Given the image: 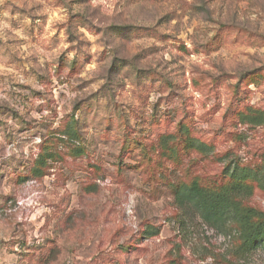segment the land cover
<instances>
[{"label": "clouds", "instance_id": "obj_1", "mask_svg": "<svg viewBox=\"0 0 264 264\" xmlns=\"http://www.w3.org/2000/svg\"><path fill=\"white\" fill-rule=\"evenodd\" d=\"M4 3L5 0H0V4ZM120 12H123L120 22H143L128 9H119L117 14ZM3 14L10 16L11 5ZM245 18L241 15L240 21ZM98 22L91 21L93 24ZM176 23L175 19L171 20L172 25ZM182 23L187 27L186 18ZM79 31L83 32L84 29L80 28ZM158 31H164V28ZM19 35V32L15 33V36ZM185 35V32H180L181 38ZM214 35V31H209L200 39H210ZM234 38L233 33L226 31L222 34L220 47ZM129 42L146 46L142 34L131 28L114 30L106 40H101V44L108 48L102 65L106 72L108 65L115 61L107 78V87L106 78H100L85 90L77 89L79 79L76 76H72L67 83L56 84L49 97L53 103L40 111L33 109L29 114H25L23 109L18 110L24 120L29 122V127L22 132L19 130L23 125L17 118L11 114H0V224L4 225L3 230H0V264H58L51 257L41 260L38 255L53 244L63 246L67 241V233L60 235L57 232L52 240L46 242L45 237L53 236L52 224L55 221L43 232L41 228L45 218L57 212L55 207L48 205L67 195L70 200H66L63 206L65 217L74 208L83 211L89 199L83 195L85 188L94 190L105 206H114L113 217L124 225L118 243H125L133 233L146 227L142 224L145 219L155 226L152 231L131 240L136 248H149L150 255L138 256L133 251L129 264H147L152 257L157 258L158 264L161 254L168 250L169 237L174 238L173 243L180 250L178 255L183 257V264H264V223L258 220V217L264 218V160L259 157L253 159L251 154L256 144L251 139L254 133L249 134L247 146L243 142L235 144L231 138L225 143L221 135L217 138L218 143L213 142L214 147L203 149L208 152L209 158L232 149L215 165L217 170L227 167L224 176L219 181L206 183L200 189L207 198L220 197L221 207L217 213L220 219L206 221L205 217L211 213L190 185V181L196 178V170L193 169L191 175L186 174L197 149L202 148L201 141L213 134L212 129L220 121L222 108H216L204 119L200 118L199 113L202 108L211 109L225 103L224 81H218L216 90L210 91L211 86L205 80L201 86L203 95L197 93V101L185 103L191 95L190 89H177L175 94L163 100L162 97L167 96L169 91L163 80L141 75L142 104L130 108L126 96L135 91L133 85L136 83L137 70L145 63L152 62V58L145 61L139 57L128 61ZM171 44L169 41L168 50L156 58L161 63L159 70L168 65V71L171 72L173 68H178V63L187 62L186 57L177 64H169L170 60L176 58ZM208 51L211 60H216L220 55L214 49ZM260 51L264 53V48ZM74 55L70 53L69 58ZM77 71H80V66ZM67 72L68 69L65 70V76ZM177 75L173 73V77ZM262 77L264 72L256 79L249 76L241 79L237 102L226 118V130H231L234 122L237 131L246 127L240 125V111L245 105L264 108V105L256 102V97L264 91V85L256 87ZM20 83L28 81L21 79ZM232 83L233 79L227 80L228 85ZM101 88L103 91L98 95L82 99ZM78 100L80 102L73 112V104ZM35 103L47 104L43 100ZM185 111L196 115L184 119L181 131L190 129L191 138L178 144L179 133L175 131V125L184 117ZM69 113L71 115L68 118L74 120L79 128L78 136L55 132L67 123L65 116ZM125 121L127 143L121 154ZM148 123L153 124V128L140 131ZM260 130L264 132V127ZM160 136L167 137L169 145L178 146L159 154V141L155 138ZM153 143L157 144L155 152ZM144 144H147V150L142 147ZM238 195L249 199L255 205V211L242 213L235 204ZM225 202L228 207L224 206ZM169 216L172 219L168 220ZM9 220L19 224L14 233L7 226ZM160 225L163 227L160 228ZM114 226L110 222L105 227L111 229ZM115 246L114 243L109 247L110 254L117 255L112 253ZM205 247L207 252L204 251ZM173 254L177 255L175 252ZM66 258L73 260L74 264V260L80 257L77 254L74 259Z\"/></svg>", "mask_w": 264, "mask_h": 264}, {"label": "rangeland", "instance_id": "obj_2", "mask_svg": "<svg viewBox=\"0 0 264 264\" xmlns=\"http://www.w3.org/2000/svg\"><path fill=\"white\" fill-rule=\"evenodd\" d=\"M10 5V16H4V11ZM119 9L130 10L133 16L143 22H120L123 12L118 15ZM241 15L246 17L243 21H240ZM185 18L187 27L182 23ZM173 19L177 21L175 25L171 24ZM92 20L99 22L93 24ZM80 28L84 31L80 32ZM129 28L142 34L146 46L129 42L127 60L143 57L148 61L151 57L152 62L145 63L137 70L136 83L133 85L135 91L130 96H126L128 107L142 104L141 75H151L163 80L169 89L168 95L162 97L163 100L175 94L177 89L182 91L190 89L191 95L187 97L185 103L197 101V93L203 95L201 86L205 80L207 85L211 86L210 91L216 90L218 81H224L225 103L215 105L211 109L202 108L199 113L200 118L204 119L218 107L223 110L217 127L212 129L213 134L201 141L202 148L197 149L190 167L186 170V174L189 175L192 174L193 169L196 170V178L190 181V185L196 181L203 188L206 183L219 181L224 176L227 167L217 170L215 165L221 162L224 156L229 155L232 149L216 153L211 158L208 152L203 150L204 147H214L213 142L218 143L217 138L221 135L225 143L231 138L233 143L243 142L247 146L249 134L254 133L251 139L255 140L256 144L251 154L253 159L259 157L264 160V132L260 130L264 127V108L245 105L240 111V125L246 127L237 131L234 122L231 130H226L228 123L226 118L237 102L241 79L245 76L256 79L264 72V53L260 51L264 48L262 0H15L14 4L12 0H5L4 4H0V114H11L17 118L23 125L19 130L22 132L29 127V122L24 120L18 110L23 109L25 114H29L33 109L40 111L53 103L49 97L56 84L67 83L72 76H76L79 79L77 89L85 90L100 78H106L105 87H107V78L110 77L115 61L108 65L106 72L102 65L108 48L101 44V40H106L114 30ZM161 28H164V31H158ZM181 31L186 33L183 38L180 36ZM209 31H214L215 35L210 39L201 40L200 37L206 36ZM226 31L233 33L235 38L220 47L222 34ZM17 32L20 33L19 36H15ZM152 33L155 35H151ZM169 41L172 42V51L176 53V58L170 60L169 64H177L188 58L187 62L178 63V68H173L171 72L168 71V65H165L163 70H159L161 63L156 59L161 52L168 50ZM208 49L220 53L216 60L209 59L211 53ZM70 53H75L71 59ZM243 65L247 66L243 67ZM78 66L80 71H77ZM66 69H68L67 76L64 75ZM173 73L178 75L173 77ZM21 79L28 83H20ZM228 79H233L234 83L228 85ZM261 85H264V77L256 83V87L260 88ZM100 91H103V88L82 99H89L92 95H98ZM249 98H251V89H249ZM37 100L46 101L47 104L37 105L35 103ZM79 102L78 100L73 104V112ZM256 102L264 105V91L256 97ZM70 115L69 113L65 116L67 123L63 128L56 129L55 132L69 136L79 135L76 122L68 118ZM189 115L194 116L196 113L185 111L184 117L175 125V131L179 133L178 144L191 138L190 129L181 131V125ZM123 128L125 136L121 144V154L124 144L127 143L126 121L123 123ZM152 128L153 124L148 123L142 126L140 131ZM155 140L159 141V154L167 153L170 147L178 146V144L169 145L165 136L156 137ZM142 147L147 150L148 146L144 144ZM156 148L157 144L153 143L154 152ZM205 161L207 163H204ZM254 194L258 193L254 192ZM83 195L89 198L84 210L74 208L66 217L63 206L70 197L66 195L48 205L55 207L57 212L51 217H46L41 228L43 232L53 220L55 221L52 224L53 236L45 237L46 242L52 240L57 232L60 235L67 233V241L63 246L53 244L40 251L38 255L41 260L51 257L52 260L58 261V264H73V260L66 257L74 259L78 254L80 258L75 259L74 264H113L114 261L115 264H129L133 251L138 256L150 255L149 248H136L131 244V240L136 236L154 229L155 226L149 219L142 222L146 227H141L137 233H133L128 241L123 244L118 243L124 232V225L113 217L114 206L108 207L102 204L94 190L85 188ZM235 199L243 207L255 210V205L243 195H238ZM164 211L167 212V209ZM167 219L170 220L172 217L169 216ZM110 222L115 225L111 229L105 227ZM7 226L14 233L19 224L9 220ZM3 227L4 225L0 224V230H3ZM159 227L162 228L163 225ZM173 240V237L167 239L168 250L161 254L158 264H183V257L178 255L180 250ZM114 243L116 246L112 249V253L117 255L108 251ZM207 250L205 247L204 251ZM174 252L177 255H174ZM147 264H157V258L152 257Z\"/></svg>", "mask_w": 264, "mask_h": 264}, {"label": "trees", "instance_id": "obj_3", "mask_svg": "<svg viewBox=\"0 0 264 264\" xmlns=\"http://www.w3.org/2000/svg\"><path fill=\"white\" fill-rule=\"evenodd\" d=\"M191 186L194 188V190L196 191V194L199 195L204 203V206L206 207V209L209 210V212L211 213L208 217H205L208 220H218L221 217L217 214L218 213V209L221 207V201H220V197H214V198H207L201 191L200 189H202V187H200V185L194 181ZM235 204L239 206V210L246 214L247 212H251V211H255L254 209H248L246 207H243L241 205L240 202H238L235 199ZM225 207H228L227 203H224ZM258 220L260 223H264V218H260L258 217Z\"/></svg>", "mask_w": 264, "mask_h": 264}]
</instances>
